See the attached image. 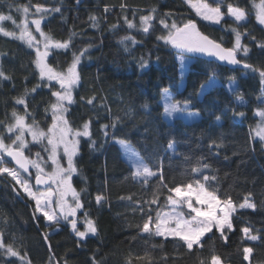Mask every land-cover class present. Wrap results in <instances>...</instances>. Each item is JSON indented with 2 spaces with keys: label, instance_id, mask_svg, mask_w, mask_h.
Instances as JSON below:
<instances>
[{
  "label": "trees",
  "instance_id": "16d2710c",
  "mask_svg": "<svg viewBox=\"0 0 264 264\" xmlns=\"http://www.w3.org/2000/svg\"><path fill=\"white\" fill-rule=\"evenodd\" d=\"M257 1L224 0L225 13L227 3L238 5L248 13L247 22L237 25L226 15L220 25H213L196 17L184 0H0V12L11 14L14 19L15 9H9V4H41L49 9H61L46 14L42 22L43 30L53 39L71 38L68 49L51 50L48 62L57 70L64 71L72 62L73 53L87 49L78 66L80 82L73 90V102L65 116L73 129L91 122V138H80L72 185L80 193L83 204L78 219H84V213H88L95 221L97 233L81 240L67 223H59L56 230L48 233L55 223L46 225L44 217L35 213L32 201L20 192L25 199L23 208L30 213L40 233L35 243L19 251L26 254V261L93 264L94 258L96 264H201V261L209 264L215 254L226 264H264V142L250 133L257 121L256 110L264 109L260 102L264 99V85L259 72L193 57L179 87L176 50L158 39L166 34L159 23L161 19L175 20L178 25L193 19L203 33L225 47H232L231 28L237 27L241 33L247 31L242 43L249 48L247 56L240 52L237 58L254 69L264 70V48L258 46L264 43V27L256 21L253 7ZM207 2L216 4V0ZM152 9L156 11L152 13ZM150 13L155 19L148 33H135L125 23V17L137 19ZM92 16L97 18V27H93ZM2 26L9 31L15 28L11 21H3ZM129 34L134 35L136 43L131 40L121 43V38ZM34 57V51L25 43L0 34V68L11 77L0 78V121L5 124L11 122L14 109L25 115L24 105L15 103L16 98L25 96L31 114L27 119L32 121L34 117L42 129L50 125L51 111L46 109L53 103L51 92L55 85L45 86L47 83L39 79L32 62ZM142 61H147L145 68L140 67ZM212 73L219 83L205 94H198L201 84ZM228 79L236 80L234 92L224 86ZM34 87L36 91L32 92ZM163 87H169L174 98L188 101L192 109L201 113V119L166 121L159 102ZM237 97L243 99L244 105L238 104ZM241 112L244 116L237 115ZM103 125H108L107 136ZM115 139L131 143L154 171L161 169L162 164L168 187L201 179L202 175L215 176L210 187L221 198L230 196L238 204L249 197L257 207L236 209L232 217L235 230L225 232L226 242L213 229L202 237V247L194 246L192 251L179 239L142 233L147 216L140 207L147 210L144 201L151 199L158 177H153L147 186L134 180L133 168L124 159ZM213 140L221 146L210 147ZM170 141L174 142V150L168 148ZM197 160L210 165L201 175L190 171ZM12 186L16 187L7 175H0V205L8 208L19 224L25 225L16 209L21 201ZM97 195L104 197L99 205ZM166 195L167 189H163L159 204L152 205L153 216L158 207L168 208L164 206ZM243 227H250L251 234L260 239H242ZM244 247L253 248L249 261L243 259ZM0 264H21V261L0 251Z\"/></svg>",
  "mask_w": 264,
  "mask_h": 264
},
{
  "label": "snow or ice",
  "instance_id": "6c2138e0",
  "mask_svg": "<svg viewBox=\"0 0 264 264\" xmlns=\"http://www.w3.org/2000/svg\"><path fill=\"white\" fill-rule=\"evenodd\" d=\"M184 3L195 12L197 17L215 25H220L225 20L226 15L232 18L237 25L247 22L248 13L238 5L227 3V11L225 13L222 10L224 0H216L215 7L209 4L207 0H184ZM8 7L11 9L13 5L9 4ZM32 7L35 8L34 13L30 11ZM121 7L123 8L124 5H121ZM253 7L256 10V20L260 25H264V0H260L258 5L254 3ZM15 10L22 15V20L19 23H17V20L11 14H4L2 12H0V22L11 21L15 29H18V32L6 30L4 26L0 25V34L22 41L32 49L35 52L32 62L36 70H38L39 79L47 81L45 86L48 87H54L52 84L54 81L59 85V90L51 92V95L55 97V102L50 104L49 109H46V112L51 111V124L47 127L46 131L40 128L34 117L32 123L27 122V117L31 114L27 111L28 105L25 96L16 98L15 100L17 105H24L25 115L18 114L14 109L12 112L13 123L5 124L0 121L4 129L0 132V175L6 173L16 184L20 185L27 196L35 201V211L41 213L46 221L57 225L62 220L67 221L71 225L75 235L83 240L89 234L95 235L97 227L95 221L89 218L88 213H84L82 221L84 230L81 231L77 227V212L83 208V204L80 193L72 185V177L77 172L75 157L79 152L80 138H91V122H85L82 129H73L65 116V113L68 111L65 102L68 104L73 102V89L80 82L78 66L81 63L82 57L87 53V49L82 50L79 54L73 53L72 62L66 71L57 70L48 62L51 50L68 49L71 44V38L64 41L55 40L50 34L43 31L41 23L46 14L49 12H60L61 9L59 7L49 9L41 4H28L16 5ZM105 11H108L107 7ZM155 11V9H152V13ZM30 16L35 18L29 19ZM124 19L128 28L135 27L134 23L128 20L127 17ZM154 19L155 17L151 13L140 17L141 28L144 33L149 32L152 27L151 22ZM90 20L93 22V27L98 26L95 16L90 17ZM159 23L167 30V34L159 36L158 39L180 50L178 59L182 65L185 63V52H199L216 57L217 60L227 62L230 65L242 64L245 69L258 71L261 78L260 82L264 85V70L254 69L252 65L237 58L238 53L243 52L247 56L249 52L248 46L242 43V38L248 35L247 31L241 33L237 27L231 28L234 34V42L232 47H225L222 42L210 39L202 33L193 19L187 20L182 25H178L175 20L169 24L166 19H161ZM30 24L35 26L34 31L35 33H39L40 39H37L36 35H34ZM251 38L253 40L256 39L255 36ZM127 40H131L133 44L136 43L134 37L130 36L122 37L121 43ZM258 46L264 48V43ZM146 66L147 61H142L140 67L145 68ZM181 76H183V70L181 71ZM215 77L216 74L212 73L208 81L200 86V95L205 94L216 86L217 81ZM0 78L3 80L11 79L2 68H0ZM39 86L37 85L36 87ZM36 87L31 91L35 92ZM228 87L230 91H235L233 84H229ZM161 100L163 114L170 121L181 118L184 114H187L189 117L198 116L197 112L189 111V102L185 101L181 104L179 101H176L166 88L161 92ZM260 102L264 104V99ZM88 103L91 104L92 100H89ZM238 104L244 105L242 98H238ZM237 115L244 116V113H237ZM256 115L260 117V122L254 129L250 130V133L253 138L258 137L264 142V109H257ZM112 127L115 128L116 124L113 123ZM107 128L108 125L102 126L105 136L108 135ZM27 136L31 137V141L26 138ZM6 140H10V143L6 142ZM45 141L46 143H44ZM117 142L121 145L126 159L134 169L132 172L134 180L142 182L143 185L147 186L153 177H158V184L152 191L151 199L144 201V204L148 206L147 210L143 206L140 207V211L144 212L147 216L141 228L142 233L165 239L169 237L179 239L189 251H192L194 246L202 247V237L206 233H211L213 229L220 233L221 238L225 242L227 241L228 237L225 235V232L235 230L232 217L236 212V205H234L230 196L221 199L217 191L210 187V181H214L216 179L215 176L202 175L201 179H194L182 185L168 187L162 174V164L161 169L154 171L131 144L123 140ZM30 143L41 144L42 150L47 153V159L41 156L40 152L35 153L34 159L26 155V151L30 152ZM212 146L219 148L221 144L213 140L210 144V147ZM168 148L174 150V142L170 141ZM6 157L11 158V161L16 165L15 168L4 166ZM62 159H66V167L62 164ZM49 161L51 162V171H46L45 169L49 166ZM209 167L210 165L207 163L197 160L190 171L193 174L201 175L202 170ZM30 168L35 169V186H43L44 190H40V187H36V190H33L34 186L30 183L32 176ZM21 172L27 174V177L22 175ZM163 189H167L164 206L168 207L169 210L164 211L163 207H158L155 209V216H153L151 214L153 211L152 205L159 204L160 194ZM248 195L251 196V193ZM103 200L104 197L97 195L96 202L98 205ZM238 207L240 209L250 208L255 210L257 206L255 203L250 202L248 197H245L244 202L240 203ZM184 208L187 209V212L183 211ZM34 218H36L35 214ZM241 231L244 234L242 239L246 238L249 241H258L260 239L257 235L251 234L252 230L250 227H243ZM44 239L48 240V234H45ZM0 250H2L3 255L18 258L21 264H31L30 260H25L26 254L21 255L11 244L4 243L2 232H0ZM49 250H51L50 245ZM252 253L253 248L244 247L243 259L249 261ZM93 264H96L94 258ZM201 264H203V261H201ZM209 264H222L220 256L213 254Z\"/></svg>",
  "mask_w": 264,
  "mask_h": 264
},
{
  "label": "rangeland",
  "instance_id": "374dc122",
  "mask_svg": "<svg viewBox=\"0 0 264 264\" xmlns=\"http://www.w3.org/2000/svg\"><path fill=\"white\" fill-rule=\"evenodd\" d=\"M48 1H55V0H48ZM260 3V0L259 1H257V2H255V4H259ZM16 5H23V4H14L13 5V8L15 9V6ZM24 5H26V4H24ZM213 7H215V6H213ZM30 11H31V13H34L35 12V8L34 7H32L31 9H30ZM254 11H256L255 10V8H254ZM16 17V20H17V23H19L21 20H22V15L20 14V13H17L16 12V10H15V14H14ZM140 17L141 16H139L137 19H129L130 21H132L133 23H134V25H135V27L134 28H129L130 30H133L135 33H137V32H140V31H142V28H141V21H140ZM197 17V16H196ZM31 18H35V17H32V16H30L29 17V19H31ZM45 18V17H44ZM198 18H200V17H198ZM256 18V17H255ZM201 19V18H200ZM204 21V20H203ZM257 21V20H256ZM42 22H43V20H42ZM205 22H207V23H209V24H212L211 22H208V21H205ZM258 22V21H257ZM169 24H171L172 23V21H169L168 22ZM0 25H2V22H0ZM213 25H215V24H213ZM263 27H264V25H262ZM30 27L33 29V32H34V35H36V37H37V39H40V36H39V33H35V31H34V28H35V26L34 25H31L30 24ZM41 27H42V23H41ZM43 29V28H42ZM13 30H15V31H17L18 32V29H13ZM13 30H11V31H13ZM44 31V30H43ZM45 32V31H44ZM165 32H166V34H167V30H165ZM46 33V32H45ZM165 34V35H166ZM131 37H134V35H132V34H129ZM134 39H135V37H134ZM136 40V39H135ZM34 54H35V52H34ZM179 54H180V51H176L175 52V58H176V60H177V62H178V66H179V80H178V86L179 87H181L182 86V84H183V77H184V73H185V71H186V68L188 67V65H189V63L193 60V57L192 56H190V55H187V54H185L184 53V56H185V63L182 65L181 64V62H180V60L178 59V56H179ZM71 64V63H70ZM68 68V67H67ZM67 68L64 70V71H66L67 70ZM183 70V76H181V71ZM208 81V80H207ZM207 81H205L204 83H206ZM216 81H217V84L219 83V80L216 78ZM46 83H47V81H45ZM204 83H202V84H204ZM52 84H54L55 85V88H54V90L53 91H55V90H59V85L58 84H56L54 81L52 82ZM201 84V85H202ZM229 84H233L234 86L236 85V80L235 79H228L225 83H224V86L229 90ZM168 89L169 90V92L172 94V91H171V89L169 88V87H163L162 89H161V91H160V95H159V102L161 103V105H162V100H161V92H162V90L163 89ZM74 90V89H73ZM198 94H200V88H199V93ZM72 95H73V93H72ZM237 98H240V97H237ZM176 101H179L181 104H183L185 101L184 100H179V99H176V98H174ZM53 102H55V97H54V100H52ZM188 102V101H187ZM68 103L67 102H65V106L66 107H68ZM163 108V107H162ZM189 111H191V112H197L198 113V116H195V117H189V116H187V114H184L182 117H181V119L182 120H184V121H186V122H194V121H198V120H200L201 119V117H202V115H201V113L198 111V110H195V109H192L191 107H190V105H189ZM19 114V113H18ZM66 114V113H65ZM162 115L164 116V114L162 113ZM166 121H168V122H171L169 119H167L165 116L163 117ZM14 122V120H13V117H12V119H11V122L10 123H13ZM27 122L28 123H32V121H29L28 119H27ZM260 122V117L259 116H257V121H256V123H255V125L253 126V128L252 129H254L255 127H256V125L258 124ZM50 124H51V121H50ZM83 126V125H82ZM79 129H82V127L81 128H79ZM4 129H2V130H0V132H2ZM43 130H47V128L46 129H43ZM29 141H31V137L30 136H27L26 137ZM256 138H258V137H256ZM120 140H122V139H115L114 141L118 144V146L120 147V149H121V152H122V155H123V157H124V159L125 160H127L126 159V156H125V153H124V151H123V149H122V147H121V145L117 142V141H120ZM123 141H125V142H127L126 140H123ZM6 142H8V143H10V140H6ZM44 143H46V141L44 142ZM127 143H129V142H127ZM129 144H131V143H129ZM132 145V144H131ZM133 146V145H132ZM29 148H30V152H28V151H26V155H29L31 158H35V153L36 152H40L41 153V156H43L45 159H47V153H45L43 150H42V145L41 144H32V143H30L29 144ZM133 148H135L134 146H133ZM135 150L137 151V149L135 148ZM138 152V151H137ZM5 160H6V162H5V165L4 166H6V167H10V168H15V167H13V166H11V164L9 163V159L6 157L5 158ZM62 164L66 167L67 166V164H66V159H62ZM127 162H128V160H127ZM129 163V162H128ZM50 164H51V162L49 161V166L48 167H46V171H51V166H50ZM130 164V163H129ZM132 167V166H131ZM30 171L32 172V176H31V178H30V183L34 186V188H33V190H36V187H38V186H35L34 184H33V178H34V176H35V169H31L30 168ZM133 171H134V169H133ZM21 174L22 175H24L25 177H27V174H24V173H22L21 172ZM5 175H7L6 173H5ZM8 176V175H7ZM14 183H15V185H16V187L18 188V190L25 196V197H27L29 200H31L28 196H27V194L23 191V189L21 188V186L20 185H18V184H16V182L10 177V176H8ZM53 188H55V186H53ZM40 190H44L43 189V186H41L40 187ZM221 199H224V198H221ZM248 199H249V201L250 202H252V203H254L249 197H248ZM244 200H245V198L243 199V201H241L240 203H243L244 202ZM32 201V203H33V205H34V210H35V208H36V206H35V201H33V200H31ZM234 203V202H233ZM240 203H238V204H235L234 203V205H236V209L237 208H239L238 206H239V204ZM24 206L22 205V202H19L18 204H17V207H16V209H17V212H18V214H19V216L21 217V218H23L22 220H24V222H25V225H22V224H19V222L16 220V219H14L15 217L14 216H12V214H11V212L8 210V208H6L4 205H0V232H2L3 233V241H4V243L5 244H11L12 246H13V248L14 249H16V250H18V251H20V250H25V248L26 247H28L29 245H31V244H33V243H35L37 240H38V238L40 237V233H39V231H38V229H37V227H36V225L34 224V222H33V220H32V217H31V215H30V213H28V211H26L25 210V208H23ZM53 207H55V205H53ZM169 209L167 208L166 210H164V211H168ZM80 210H78V212H79ZM183 211H185V212H187V209L186 208H184L183 209ZM78 212H77V215H78ZM35 213L36 214H38V215H42L41 213H37L36 211H35ZM71 219V218H70ZM43 220H44V223L46 224V225H50V224H54V223H51V222H48V221H46V219L45 218H43ZM77 220H78V224H77V227L79 228V223H82V221H83V219H78V216H77ZM60 223H67L68 225H69V227H70V229L72 230V228H71V225L67 222V221H64V220H62ZM58 228V225L57 224H55L50 230H49V232L48 233H50V232H52V231H54V230H56ZM81 231H83L84 230V225H83V223H82V228H79ZM0 251H2V250H0ZM222 264H226V263H223L222 262Z\"/></svg>",
  "mask_w": 264,
  "mask_h": 264
},
{
  "label": "water",
  "instance_id": "95a60500",
  "mask_svg": "<svg viewBox=\"0 0 264 264\" xmlns=\"http://www.w3.org/2000/svg\"><path fill=\"white\" fill-rule=\"evenodd\" d=\"M184 23V22H183ZM182 25V24H181ZM200 30V29H199ZM201 31V30H200ZM202 32V31H201ZM203 33V32H202ZM205 34V33H204ZM206 35V34H205ZM208 36V35H207ZM209 37V36H208ZM210 39H212L211 37H209ZM214 40V39H213ZM218 42V41H217ZM174 48V47H173ZM176 51H180L179 49H176L174 48ZM185 54L187 55H190L192 57H197V58H202V59H205V60H208V61H215L219 64H222V65H225L227 67H230V68H243L242 64L240 65H230L228 64L227 62H223V61H219L216 59V57H213V56H208L207 54H203V53H199V52H185ZM12 164V166H15V163L13 161H11V158H8ZM33 184L35 185V176L33 178ZM38 187H41V186H38ZM12 189L15 193V195L17 196V198L19 199V201H25V199L20 195V193L16 190V188L14 186H12Z\"/></svg>",
  "mask_w": 264,
  "mask_h": 264
}]
</instances>
